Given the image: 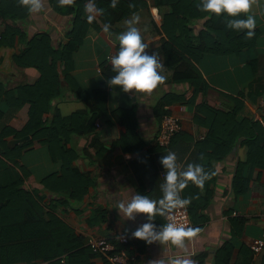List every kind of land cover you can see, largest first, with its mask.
I'll return each instance as SVG.
<instances>
[{
    "label": "crops",
    "instance_id": "1",
    "mask_svg": "<svg viewBox=\"0 0 264 264\" xmlns=\"http://www.w3.org/2000/svg\"><path fill=\"white\" fill-rule=\"evenodd\" d=\"M98 1L94 0L96 7ZM124 1H128L123 5L127 11L137 9L110 24L107 32L101 24L99 31L92 29L75 55L72 75L90 97L78 100L70 91H66L64 96L53 101L50 112L44 114V120L51 121L54 114L69 118L81 113L80 118L68 126L89 127L92 112L98 109L105 111L94 124L97 132L90 136H74L69 145L82 154L74 161V166L90 178L91 185H86L88 191L80 202L70 201L68 206L58 209V214L83 236L84 246L88 247L90 237H105L115 241L121 248L126 245L132 264H160V261L168 264L173 259H189L192 264H216V257L225 243L231 244L233 248L226 264H264V251L256 254L251 248L264 232V170L251 169L246 164L239 169L240 179L235 178L239 164L245 163L248 157L249 148L242 143L235 147L226 160L214 162V167L208 168L209 178L205 180L202 189L199 190L197 184L188 181L186 187L179 191L181 199L190 200L187 207L193 211L197 209L193 213L201 216L193 217V221L191 219L190 228L199 231L195 236L185 238L183 247L160 241L149 244L133 238L131 233L148 222L146 214H137L133 219H127L117 209L119 202L127 203L137 193L159 201L163 195L160 186L166 171L160 163L163 155L175 152L178 173L186 170L189 164L198 165V144L204 141L207 129L196 124L194 117L197 107L203 103L228 113L241 102L244 106L239 117L255 118L264 124V0H250L248 16L254 18L255 27L252 30L258 34L254 48H246L234 56L205 54L199 57L197 54L199 58H190L208 84L204 90L199 89L198 94L187 83L171 81L172 72L165 64L162 47L169 40L170 27L167 29L164 25L166 20L181 17L184 14L181 8H185V3L188 5L185 14H196L195 4L200 1L170 0L179 5L173 16H170L173 6L167 4L168 0ZM40 2V10L30 12L19 0H0V133L6 127L21 132L28 123L31 106L29 103L19 105L18 101L21 97L31 98L33 93L23 95L20 89L34 84L40 77L35 68L24 63L18 64V56L27 50L29 42L37 35H49L54 47L63 46L69 41L67 34L72 27V16L60 13V0ZM87 3L88 0H85V5ZM180 3L184 6H180ZM137 16L139 20L135 21V26L140 30L142 42L148 45L145 50L157 55L162 65L158 72L164 76V80L150 93L132 96L121 92L119 87L107 86L103 92L106 98L103 94L94 97L93 91L100 89L104 82L102 73L105 67L102 65L107 63V57L119 50L117 36L127 29V22ZM95 19H100V13L96 14ZM202 19L186 27L197 35L203 30L204 21L209 19L208 13L202 15ZM178 30L173 33L180 42L176 48L180 51L186 47L191 50L188 44L193 42L188 37L193 36L185 37ZM185 65L187 62L180 67ZM125 94L131 99L130 107L121 101ZM168 96L180 99L170 105L164 104L170 100ZM181 107L183 110H180ZM164 110L177 116L181 125L180 132L168 147H161L157 142ZM126 127H130L131 131L127 133ZM130 132L132 136L126 139L124 145L127 150L115 145L122 136L130 135ZM96 135L100 136L102 145L98 144L94 149L91 142ZM13 139L22 138L11 132L4 141L10 147L9 142ZM100 149H106L101 156L98 154ZM85 150L92 155L91 158L83 155L86 154ZM21 156L17 160L31 172L25 185L27 189L40 187L42 179L55 169L47 149L36 142L25 147ZM202 163L208 166L210 160L205 158ZM0 165L6 166L1 160ZM213 178L214 181H211ZM246 181L249 182V189L237 194L234 183L238 190L242 189ZM208 191L210 201L207 203L204 198ZM44 202L47 205L51 203L47 197ZM238 217L245 218V226L240 233L231 223L232 219ZM151 222L159 230L167 224L166 215L155 214ZM234 231L237 234L235 237ZM122 237L129 239L128 244L119 241ZM84 258L89 264H109L102 255L88 253Z\"/></svg>",
    "mask_w": 264,
    "mask_h": 264
},
{
    "label": "trees",
    "instance_id": "2",
    "mask_svg": "<svg viewBox=\"0 0 264 264\" xmlns=\"http://www.w3.org/2000/svg\"><path fill=\"white\" fill-rule=\"evenodd\" d=\"M169 1L167 4L173 6L170 16H173L178 4ZM199 1L201 3V0ZM127 3L128 1L115 0L113 6L111 0H99L97 8L103 9L100 13V21L93 19L91 22L87 18L85 0H70L69 3L59 5L62 15L69 14L73 18L71 30L67 34L68 43L54 47L49 35H37L31 39L27 50L16 59L20 65L24 63V65L35 68L40 73V77L34 84L25 85L20 89L23 95L33 93L31 98L21 97L18 101L19 105L29 103L31 106L28 123L21 132H15L6 127L7 129L0 133V160L6 164L5 167L0 165L2 168L0 169V264H32L37 261H46L51 264H89L84 257L88 253L98 255L89 245L88 247L83 245V236L58 214V209L68 206L72 200L80 202L88 191L86 185H91L90 178L80 173L74 166V161L82 154L69 145L72 144L74 136H90L97 132L94 124H96V119L102 118L105 111L98 109L92 112L89 127L68 126L69 123L79 119L81 113L69 118L54 114L51 121L44 120V114L50 112L53 101L64 96L66 91H70L71 95L78 100L90 97V94L76 82L72 75L75 55L92 29L98 30L101 25H110L115 21H120L137 9L132 8L127 11L123 6ZM181 4L180 6H184ZM186 8L188 5L185 3V8H181L184 13L181 17L166 20L164 23L167 29L170 28L169 40L163 44L162 52L165 64L172 72L171 81L187 83L194 89L195 94H198L199 89L204 90L205 85L208 86V84L190 58L197 59L205 54L239 55L246 48H254L258 34L252 29H233L227 26L229 19H246L248 12L241 13L238 17H227L226 13L222 12L219 15L208 13L197 6L196 14H190L195 17L191 18L185 14L186 10L188 11ZM205 13H208L209 19L204 21L203 30L195 35L193 30L186 26L193 21L201 20ZM177 30L185 37L193 36V38L188 37L193 42L188 44L191 50L187 47L182 51L176 48V45H180L179 38L173 35ZM249 31L253 33L251 37L246 35ZM197 54L199 57L196 56ZM106 62L102 65L105 67L102 73L104 82L100 89L93 91L94 97L103 94L106 98L103 92L109 86L107 81L116 74L112 70L113 66L108 57ZM186 62L187 65L181 68L180 66ZM168 97L170 100L164 104L170 105L180 99ZM243 106V103L238 102L237 108L228 113L216 110L206 103L197 107L194 121L207 129L204 141L198 144V165L203 169V173L208 174V168L214 167V162L226 160L239 143L247 145L249 150L247 161L239 164L238 175L235 178L240 179L239 169L246 164L251 169L264 170V124L256 121L255 118L239 117L238 114ZM167 114L169 111L164 110L163 116ZM126 130L127 133L131 131L130 127H126ZM11 132L21 138L27 136L31 138L23 145L9 147L4 138ZM131 136L132 132L130 135L122 136L115 145L127 150L124 145L127 142L126 139ZM35 142L47 149L55 169L42 179L40 187L31 190L25 187L31 172H28L17 158L21 159L22 150L32 146ZM98 144L102 145V140L96 135L91 145L96 149ZM87 151L85 150L86 154L83 155L91 158L92 155ZM104 152L106 149H100L98 154L101 156ZM205 158L210 160L208 166L202 163ZM214 178L211 181H214ZM236 185L234 183L237 194H242L249 189L248 181L242 184V189L237 190ZM197 188L200 190L203 187L197 185ZM46 197L51 202L49 205L44 202ZM205 200L207 203L210 201L209 191ZM188 209L192 221L193 217L200 216L193 213L197 209L196 211L189 207ZM201 219L204 220V218ZM231 223L233 228L240 233L245 226V218H234ZM235 236L237 234L234 231ZM112 243L116 246V253L125 252L129 255L126 245L121 248L115 241ZM232 249L231 244L225 243L216 257V264H226L228 258L231 257Z\"/></svg>",
    "mask_w": 264,
    "mask_h": 264
},
{
    "label": "clouds",
    "instance_id": "3",
    "mask_svg": "<svg viewBox=\"0 0 264 264\" xmlns=\"http://www.w3.org/2000/svg\"><path fill=\"white\" fill-rule=\"evenodd\" d=\"M19 2L30 12H37L41 8L40 0H19ZM69 2L70 0H60L61 5ZM114 4L115 0H113V6ZM197 6L208 13L219 15L223 12L227 14V17H238L239 14L248 12L250 0H201ZM85 10L89 13L87 17L89 22L95 19L96 14L103 12V9L95 6L94 0H88ZM138 20L137 16L128 21L127 29L117 36L119 51L111 57L112 70L116 74L107 81L110 87H119L121 92L130 93L132 96H137L139 93H150L164 80V76L158 72L162 65L157 55L149 54L145 50L148 45L142 42L140 30L135 26V21ZM227 26L233 29H253L255 21L249 15L246 19H229ZM108 30L109 25L105 24L104 31ZM246 35L251 37L253 33L249 31ZM176 160L175 152H169L160 158V163L166 171L160 186L163 195L159 201L137 193L129 202L121 201L117 204L118 211L122 212L127 219H133L137 214L147 216L148 222L131 233L133 238L149 244L153 241H160L183 247L185 238H191L199 231L190 227L186 228L175 221L157 230L156 225L151 222L155 214L168 215L172 209L190 203L189 199H181L179 196V191L186 187L188 181L202 187L204 181L209 178L199 165L189 164L186 170L178 173ZM160 264H165V262L160 261ZM168 264H192V261L173 259Z\"/></svg>",
    "mask_w": 264,
    "mask_h": 264
},
{
    "label": "built area",
    "instance_id": "4",
    "mask_svg": "<svg viewBox=\"0 0 264 264\" xmlns=\"http://www.w3.org/2000/svg\"><path fill=\"white\" fill-rule=\"evenodd\" d=\"M118 51L112 53L108 57L110 62L111 57ZM180 110H183V108L181 107ZM180 130V119L177 116L172 113L164 115L161 122V130L157 139L159 146L168 147ZM166 221L167 223L175 221L177 224H183L186 228L192 226L191 215L187 205L175 208L173 211L169 212L168 215H166ZM119 241L124 244H128L129 239L127 237H122L119 239ZM88 245L95 254L106 257L109 261V264H132L131 258L126 255L125 252L116 253V246L112 243V241L105 237H90L88 240ZM251 248L256 254H260L264 251V232L261 237L253 243ZM32 264L51 263L46 261H37Z\"/></svg>",
    "mask_w": 264,
    "mask_h": 264
},
{
    "label": "water",
    "instance_id": "5",
    "mask_svg": "<svg viewBox=\"0 0 264 264\" xmlns=\"http://www.w3.org/2000/svg\"><path fill=\"white\" fill-rule=\"evenodd\" d=\"M121 101L126 103L127 106H131V99L129 97V95L125 94L121 97ZM126 105H124V107H126ZM27 138H30V137H24L22 139H13L12 141L9 142V145L10 147H14L16 144H19L20 142H24Z\"/></svg>",
    "mask_w": 264,
    "mask_h": 264
}]
</instances>
